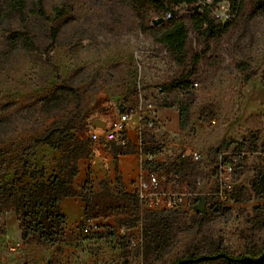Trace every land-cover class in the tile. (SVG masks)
<instances>
[{
    "label": "rangeland",
    "instance_id": "obj_1",
    "mask_svg": "<svg viewBox=\"0 0 264 264\" xmlns=\"http://www.w3.org/2000/svg\"><path fill=\"white\" fill-rule=\"evenodd\" d=\"M8 3L0 0V118L12 115L26 126L14 132L2 128L8 134H0V181L12 179L15 172L21 175L24 164L43 180L55 174L61 151L32 141L57 116L43 118L34 126L28 121L37 115V99L58 86H68L73 91L63 116L77 136L103 150L120 144L92 141L93 132L109 127L124 109L132 107L139 112L141 105L146 112L148 103L153 102L157 125L144 130L138 127V137L141 151L155 150L158 158L149 166L141 161L143 175L148 170L176 171L180 183L195 195L185 208L165 213L140 206V216L131 227L122 223L120 213L95 217L96 227L88 232L81 228L85 214L74 220L67 218L63 235L54 243L25 242L16 214L8 211L0 217V226L6 224V233L0 234V264H169L189 254L218 250L239 254L263 248L264 195L253 194L239 202L233 198L243 193L241 187H250L259 159L251 158L237 169L229 200L221 201L212 193L217 187L218 150L242 144L247 147L254 137L257 147L264 148V115L260 116L264 113L246 118L243 114L250 104V95L243 91L245 84L253 77L262 79L264 74V0H244L235 23L209 41L205 54L202 39L190 29L185 57L168 49L159 32L143 29V22L152 24L154 13L141 18L126 0H44L51 18L55 6H73L57 19L34 14V0H27L23 22L10 13ZM52 29L58 35L50 47ZM22 34H28L27 42H23ZM194 53L202 57L191 76L189 121L181 129L179 104L188 100L177 90L164 89L163 84L186 72ZM159 110L166 113L162 115ZM192 149L202 154L199 163L181 171L173 167L184 157L182 153ZM23 179L28 181V175ZM74 182L85 193L106 194L109 190L112 196L121 186L116 173L111 179L95 176L91 170L82 178L75 177ZM76 197L85 207V198ZM66 198L60 203L65 215L62 202ZM200 198L207 199L202 213L196 210ZM258 205L262 206V218L254 222V207ZM145 217L159 220L154 227L159 239L146 235ZM17 242L19 246L11 250Z\"/></svg>",
    "mask_w": 264,
    "mask_h": 264
},
{
    "label": "trees",
    "instance_id": "obj_2",
    "mask_svg": "<svg viewBox=\"0 0 264 264\" xmlns=\"http://www.w3.org/2000/svg\"><path fill=\"white\" fill-rule=\"evenodd\" d=\"M198 1L126 0V3L141 18H145L149 13H154L150 18L151 22L154 18L162 17L163 21L157 26L150 24L148 21L143 22V29L159 32L162 43L168 49L185 57L190 29L202 39L204 43L202 54H205L209 48V41L215 36L226 32L235 23L244 6V0H229L234 16L225 22H217L211 18L209 6L198 7ZM219 1L213 0L214 3ZM26 3L27 0H9L8 3L10 13L18 15L22 22L26 19ZM72 10L73 6L69 3L55 6V13L51 18L45 10L44 0H34L32 12L46 19H57ZM168 11L171 16L164 19V15ZM181 11H185L186 15H182ZM164 23L166 25L163 30L158 31L159 26L164 25ZM57 35L58 31L56 29L50 31V47L53 46ZM22 38L23 42H27L28 34H22ZM202 54L194 53L191 58V66L187 71L163 84L164 89L168 91L177 90L188 100L186 102L181 101L179 104V125L181 129L185 128L189 121V110L193 102V98L190 97L191 76L195 73L196 65L199 63ZM262 84L264 86V74H262ZM72 91L68 86H58L48 95L37 99L35 103L37 115L34 121H28V123H33L34 126L39 125L40 120L43 118L57 116L51 122V125L43 133L34 137L32 141L35 144H48L52 148L61 151L55 174L47 180H43L36 176L34 171L29 170L28 164H24L21 175L15 172L12 179L0 181V217H4L8 211H13L19 221L22 239L27 243H54L63 235L67 217L62 212L60 203L65 197H84L86 201L84 214L87 218L99 217L102 214L114 215L120 213L123 215L122 223L127 227H131L140 216L141 207L134 192L118 189L115 195L112 196L109 195V190L106 191V194H92L76 188L74 180L78 174V161L90 154L92 145L88 140L77 136L73 130L74 126L68 123L63 116L67 113L69 94ZM21 124L23 123L12 119V115H6L0 118V134H8V131L3 130L5 127L14 132L22 126H26ZM256 143L257 137H254L245 148H257ZM127 144L126 141L124 145ZM239 147H244V145L242 144ZM112 150L115 154L125 151L122 145H118ZM147 153L155 154V150ZM155 163H157L155 160L145 161L148 166ZM194 163L198 162L187 156L179 158L177 162L173 163V167L181 171L190 165L194 166ZM115 170L117 173V159H115ZM26 175L29 177L28 181L23 179V176ZM249 185L250 187H241L243 193L238 196L234 194V200L239 202L251 198L253 194L264 195V159H259V164L256 166ZM105 210L108 212L105 213ZM254 212L257 220L255 218L253 220L259 222L262 218V206H255ZM145 218L146 235L150 239H159V233L154 228L159 220ZM5 233L6 224L3 222L0 226V234ZM214 261H220L222 264H264V246L259 252L250 251L234 254L226 250H218L213 253L189 254L186 257L177 258L169 264H205Z\"/></svg>",
    "mask_w": 264,
    "mask_h": 264
},
{
    "label": "built area",
    "instance_id": "obj_3",
    "mask_svg": "<svg viewBox=\"0 0 264 264\" xmlns=\"http://www.w3.org/2000/svg\"><path fill=\"white\" fill-rule=\"evenodd\" d=\"M197 6H209L211 18L217 22H225L234 13L230 6L229 0H220L214 3L213 0H199ZM181 11V14L183 15ZM171 16L170 12H166L164 19ZM196 84V83H194ZM161 89V87H160ZM141 104V103H140ZM149 110L143 112L136 108L124 109L117 118H115L110 126L101 132H93L90 139L95 142H116L124 145L126 139V127L133 115H138L139 130L143 128H154L157 125V112L153 109V102L148 103ZM152 108V109H151ZM189 155L193 161L200 162L202 154L197 150H191L182 153V156ZM251 158L264 159V148H245L236 147L229 150H218L215 153L216 173H217V187L212 193L214 197L221 201L229 200V194L233 189V179L237 169L247 163ZM144 161L155 160V154L144 153ZM134 193H136L138 202L143 209L165 213L170 210L183 209L189 204L191 196L195 195L187 185L180 183V175L175 171L164 170H148L145 175L138 178L134 185ZM95 218L84 217L81 221V228L88 232L92 227H96ZM137 242L132 241L135 245ZM19 246L12 244L10 249L15 250Z\"/></svg>",
    "mask_w": 264,
    "mask_h": 264
},
{
    "label": "crops",
    "instance_id": "obj_4",
    "mask_svg": "<svg viewBox=\"0 0 264 264\" xmlns=\"http://www.w3.org/2000/svg\"><path fill=\"white\" fill-rule=\"evenodd\" d=\"M245 94H249L250 104H246L244 109L245 118L252 114L264 113V86L261 77H253L245 84L243 89ZM164 115L166 111L159 110ZM178 120V115L176 117ZM139 120L136 116L131 117L126 127L127 146L132 150H125L122 153L115 154L113 150H103L97 145L91 146L90 154L78 161V174L76 178H82L88 170L95 176L113 178L115 176V159H117V175L120 178V189L127 192H133L134 185L139 177L144 173L141 164L144 152L140 149V140L138 137ZM155 158H158L155 155ZM76 188V182H74ZM63 211L66 212L68 220H74L76 217L84 216V202L80 197H67L62 202ZM96 220V219H95Z\"/></svg>",
    "mask_w": 264,
    "mask_h": 264
},
{
    "label": "water",
    "instance_id": "obj_5",
    "mask_svg": "<svg viewBox=\"0 0 264 264\" xmlns=\"http://www.w3.org/2000/svg\"><path fill=\"white\" fill-rule=\"evenodd\" d=\"M162 21H163L162 17H157L153 19L152 24L156 25V24L161 23ZM206 203H207V200L205 198H200L196 205V210L200 213L204 212L206 210Z\"/></svg>",
    "mask_w": 264,
    "mask_h": 264
}]
</instances>
